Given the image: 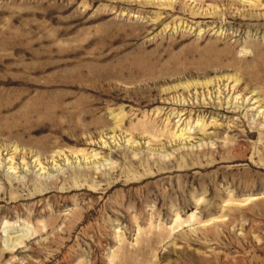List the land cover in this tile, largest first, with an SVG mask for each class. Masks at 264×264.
<instances>
[{
	"label": "rangeland",
	"instance_id": "obj_1",
	"mask_svg": "<svg viewBox=\"0 0 264 264\" xmlns=\"http://www.w3.org/2000/svg\"><path fill=\"white\" fill-rule=\"evenodd\" d=\"M0 264H264V0H0Z\"/></svg>",
	"mask_w": 264,
	"mask_h": 264
},
{
	"label": "bare ground",
	"instance_id": "obj_2",
	"mask_svg": "<svg viewBox=\"0 0 264 264\" xmlns=\"http://www.w3.org/2000/svg\"><path fill=\"white\" fill-rule=\"evenodd\" d=\"M189 130H190V129H189ZM184 133H185V132H184V131H182L180 136H182ZM179 134H180V133H179ZM15 150H16V149H15ZM10 167H11V166H10Z\"/></svg>",
	"mask_w": 264,
	"mask_h": 264
}]
</instances>
